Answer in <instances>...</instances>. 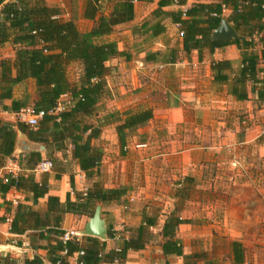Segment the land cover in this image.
I'll use <instances>...</instances> for the list:
<instances>
[{"label":"crops","instance_id":"obj_1","mask_svg":"<svg viewBox=\"0 0 264 264\" xmlns=\"http://www.w3.org/2000/svg\"><path fill=\"white\" fill-rule=\"evenodd\" d=\"M44 1L47 7L58 9L62 0ZM129 1L133 5L132 21L116 26L111 34L97 40L100 44H113L117 55L105 63V93L92 116L96 123L94 127L100 134L91 141V147L101 154L94 176L88 178L81 171L73 158V146L70 144L66 143L60 151H55L54 146L49 147L56 159L53 169L44 174H36L34 171L30 173L35 183H46L48 193L44 198L33 201L31 194L15 189L4 197L0 195V264H51L47 247L55 245L59 238L53 232L48 233V230L62 231L64 235L79 234L94 211L91 213L90 210L84 215L67 213L62 216L58 228L52 227L51 222L50 227L36 230L28 226L18 234L10 231L17 207L23 206L26 211L31 210L46 219L49 218V197L58 198L60 203H65L67 198L75 202L77 194L84 197L94 184L106 191L122 190L124 195L119 201L107 203L105 209L102 208V213L103 210L105 212L102 219L107 229L106 241L80 235L76 240L82 249L90 247L91 241L95 239L98 240L101 256L119 251L123 240L134 238L137 229L145 226L149 238L144 248L127 251L121 262L115 261L113 264L220 263L216 257H210L205 252H190L184 246L187 236L183 231L192 230L193 238L201 237L198 235L197 223L193 222L180 225L175 239L182 246L184 256H203L187 261L175 255L165 256L162 252V244L165 242L162 229L168 217L175 211L181 220L190 218L186 216L185 210L162 209L160 205L155 206V203L167 199L176 200V195L163 190V186L173 183L177 192V188L187 186L185 178L200 182L202 169L212 161L206 157L222 153V146L201 142L202 135L215 137L224 131L225 128H221L223 123L217 119L219 110H227L230 114L232 107L244 106V123H247L244 127V149H255L258 159L264 164V98L261 100L258 97L262 84H247V100L237 101L228 94L226 86L214 81L215 73L211 69L213 62H230L234 72L229 75L230 78L240 67L241 51L231 44L234 41L221 43L227 45L213 51L208 48L200 52L184 49L180 22L188 20L185 16L187 10L199 4H219L221 0H170L161 7L160 2L163 0ZM85 3L86 0L80 2L76 18L68 19L73 21L81 33L90 32L95 26L94 22L83 18ZM230 14V11L223 10L222 16L228 18ZM77 22L82 28L77 26ZM260 37H264V34ZM258 38L254 35L256 46L253 52L259 57L258 68L261 72L258 78L262 80L264 47L258 43ZM28 83L34 86L29 100L33 104L35 85L32 80L15 86L13 95L14 99L28 103L25 93L17 94V88L25 87ZM64 100L68 102L69 98L64 96L59 102ZM9 105L10 101L3 103V106ZM3 106H0V120L16 123L17 113H9ZM145 110L152 112V119L148 123L118 135L117 127L121 120ZM120 136L123 137V143L120 142ZM21 141L17 133L12 157L6 159L4 167L0 169V180L10 176L9 169L13 171L11 178L29 174L19 166L20 159L30 153L21 152L19 146L16 147V143ZM40 154L42 160H46V147ZM146 220L152 221L150 226L145 225ZM109 232L115 234L111 239H108ZM78 259V254H74L68 264H77ZM232 261L231 256L228 264H232Z\"/></svg>","mask_w":264,"mask_h":264},{"label":"trees","instance_id":"obj_2","mask_svg":"<svg viewBox=\"0 0 264 264\" xmlns=\"http://www.w3.org/2000/svg\"><path fill=\"white\" fill-rule=\"evenodd\" d=\"M170 0L160 2V7ZM177 1V0H171ZM109 10V11H108ZM223 10L230 11L228 18L222 16ZM106 11H108L106 13ZM180 25L184 35V49L198 50L208 48L213 51L227 44L212 43L210 34L217 29L222 19H225L236 33L241 36L234 44L241 51V64L234 76L231 63L223 60L213 62L214 81L226 86L228 94L237 101L247 100V84L262 87L258 91L259 99L264 98V79L260 80L258 68L259 57L254 54L256 46L253 38L257 35L258 43L264 47V0H221L219 4L195 5L187 10ZM83 18L95 23L94 28L87 33H81L71 20H63L58 9L49 8L44 0H0V47L6 45L17 46L13 59L0 61V106L10 101L9 106L3 109L9 113H18L29 108L28 103L14 99L15 86L32 80L35 85V101L30 108L44 112V118L39 122L36 130L26 124L10 123L0 120V169L5 165L6 159L12 157L18 132L26 135L29 141L42 144L47 149L46 160L55 165L56 159L49 147L55 151L64 149L66 143L73 146V158L86 177L94 176V169L98 167L101 154L92 149L91 141L96 139L100 131L92 124L86 122L95 112V107L105 93L104 77L107 73L105 63L117 55L113 44H100L97 40L112 33L113 29L133 19V5L129 0H86ZM251 51V52H250ZM76 64L81 68L78 81L73 84L68 79L67 68ZM67 96L72 106L64 108L56 116L48 113L54 111L62 97ZM152 119V112L145 110L128 115L117 127L118 135L123 131L132 130L145 125ZM88 133V135H87ZM123 143V137L120 136ZM40 153H29L20 159L19 166L27 176L16 178L6 177L0 180V195L4 197L10 190L32 195L33 201L44 198L47 193L45 182L35 183L30 174L42 162ZM53 169V168H52ZM184 183H195L192 178H185ZM73 186V181H70ZM187 188H181L176 198L184 199ZM124 192L122 190H104L100 185L94 184L83 197L76 195V201L69 198L60 203L58 198L47 199L49 218L42 219L39 215L23 206H18L12 222L11 233H22L26 227L41 230L45 227L58 228L62 216L67 213L84 215L93 213L97 205L119 201ZM176 210V209H175ZM147 226L152 221L146 220ZM182 224H191L188 220H181L174 211L168 217L163 229L162 252L165 256L175 255L189 259H199L201 255L184 256L183 248L175 239L177 228ZM59 238L55 245L47 247L51 264H68L74 255L83 252L78 262L82 264H113L121 262L127 251H138L144 248L149 233L145 226L136 231V236L123 240L119 251H112L101 256L98 240H92L90 247L82 249L76 238L63 243L64 232L48 230ZM115 234L109 232L108 239ZM232 264H243L244 253L237 242L230 244ZM195 261V260H194Z\"/></svg>","mask_w":264,"mask_h":264},{"label":"rangeland","instance_id":"obj_3","mask_svg":"<svg viewBox=\"0 0 264 264\" xmlns=\"http://www.w3.org/2000/svg\"><path fill=\"white\" fill-rule=\"evenodd\" d=\"M81 1L62 0L58 8L60 17L63 20L76 18ZM77 26L82 28L78 22ZM17 48L12 45L1 47L0 60L14 58ZM67 74L69 81L75 84L81 75L80 66L69 65ZM33 89L29 83L17 88V94L25 93L29 107L32 106L29 100ZM59 105L64 109L72 103L64 100ZM230 112H217V119L223 123L221 128H225L221 134L201 137V142L206 145L216 143L224 148L222 153L206 157L212 161L202 169L201 181L186 184L188 191L184 199H167L156 202L155 206L185 210L190 218L187 220L197 223L200 238H193L192 230L183 231L187 236L184 246L188 251L205 252L216 257L219 264H228L230 244L237 242L246 258L243 264H264V164L258 159L255 149H244V127L247 124L244 123V106L232 107ZM86 122L96 125L93 117ZM175 188L173 183L163 186V190L171 195H176ZM105 207L103 204L102 208ZM102 215H105L104 210Z\"/></svg>","mask_w":264,"mask_h":264},{"label":"water","instance_id":"obj_4","mask_svg":"<svg viewBox=\"0 0 264 264\" xmlns=\"http://www.w3.org/2000/svg\"><path fill=\"white\" fill-rule=\"evenodd\" d=\"M240 37L236 32L227 24L225 20H222L218 28L212 31L210 35V41L212 43H228L232 41L239 40ZM18 137L22 139L20 143H16V147L19 146L21 152L30 153H41L45 150L42 144H33L28 138L18 132ZM81 236L92 237L106 241L107 239V229L105 222L102 219V207L97 206L91 218L88 219L84 229L79 232Z\"/></svg>","mask_w":264,"mask_h":264},{"label":"built area","instance_id":"obj_5","mask_svg":"<svg viewBox=\"0 0 264 264\" xmlns=\"http://www.w3.org/2000/svg\"><path fill=\"white\" fill-rule=\"evenodd\" d=\"M181 35H183V33H181ZM63 108L58 105V107L54 110L49 112V115H53L56 116L57 114L63 112ZM45 113L44 112H38L36 113L33 108H25L20 110L17 114H16V120L17 122L20 123H24L26 124L29 128H32L34 130L37 129L39 122L44 118ZM53 165L50 161L44 160L42 162H40L34 172L36 174H44V173H48L52 170ZM8 175L13 176V171L11 169L8 170ZM4 182H6V178L4 179ZM86 196V194H84V197ZM78 235L80 234H75V233H66L63 238L62 241L63 243L72 240L73 238L78 237ZM78 256L81 257L83 256V252L78 253ZM59 264V263H58ZM77 264H82L77 262Z\"/></svg>","mask_w":264,"mask_h":264}]
</instances>
